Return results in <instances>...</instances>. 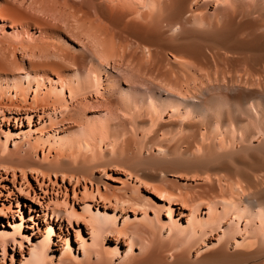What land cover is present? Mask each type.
Masks as SVG:
<instances>
[{"label": "bare ground", "instance_id": "bare-ground-1", "mask_svg": "<svg viewBox=\"0 0 264 264\" xmlns=\"http://www.w3.org/2000/svg\"><path fill=\"white\" fill-rule=\"evenodd\" d=\"M40 2H37L40 9L45 3H52ZM62 3L61 15L67 9V18L63 14L65 20L62 22L61 17V22L72 26L69 20L75 17L72 21L76 22L75 33L74 25L72 33L70 27H67L70 33L54 30L46 42L22 47L23 54L17 60L11 59L14 54L6 52L8 47L5 50L0 45V96L13 89L25 98L34 87L36 101H45L39 94L44 84L48 85L42 87L44 97L59 99L63 92L78 96L90 83L88 76H95L97 83L103 69L105 79L98 83L104 96L100 105L111 122L107 134L112 145H118L120 136L125 137L124 140L120 137L122 145L116 150V157L134 172V178L140 172L144 178L155 181L158 177L157 182L162 183L166 180L164 176L173 173L190 180L184 182V191L169 192V198L164 195L171 205L182 206L178 218L168 217L167 223H162V208L148 218L146 213L151 206L145 198L139 203L138 198L136 206L144 209L143 221L133 223L136 217L130 222L125 215L121 225L117 223L123 215L108 207L117 202L111 203L106 193H100L99 182L95 190L91 186L86 192L102 205L83 207V211L90 212L91 221L87 227L89 238L78 244L82 256L73 254L67 237L62 250L58 248L59 239L52 242L48 234L39 239L35 236L41 234L38 231L31 234L36 242L25 235L31 243L21 264H147L151 256L155 257L153 252L164 249L162 244L158 247L164 230L173 235L171 241L180 236L186 242L188 238L192 241L191 247L180 241L183 249L174 244L173 248L181 249L173 255L174 264H264V0H62ZM52 5H46L48 10H53ZM60 10L59 7L57 11ZM28 11L22 2L0 0V31L6 34L21 27L23 32H30L31 23L41 19L31 17L33 14ZM102 61L106 64L100 69ZM109 62L121 66L107 71ZM153 78L158 84L151 81ZM64 113L61 122L73 119L68 111ZM75 126H66L62 132L67 133ZM84 129L64 139L60 137L61 144L68 151L79 149L81 144L88 145ZM18 143L14 142L13 151H7V159L24 173L39 163L30 155L32 144H25L23 150ZM67 165L65 160L56 163L59 168ZM75 181L78 183L79 179ZM167 182L163 184L167 186ZM158 185L154 188H158V194L161 190L168 192L162 184ZM171 205L165 210L169 216ZM185 207L189 209L186 217ZM48 227L52 230L51 225ZM25 228L33 231L32 227ZM122 238L128 240V245L125 255L116 263L120 254L118 240ZM110 240L115 245L107 244ZM175 240L173 243L178 242ZM16 246L20 249L21 242L0 229L3 254ZM194 246L199 248L192 260L190 252L184 250ZM134 250H139L140 255H134ZM56 252H60L57 259Z\"/></svg>", "mask_w": 264, "mask_h": 264}, {"label": "rangeland", "instance_id": "rangeland-1", "mask_svg": "<svg viewBox=\"0 0 264 264\" xmlns=\"http://www.w3.org/2000/svg\"><path fill=\"white\" fill-rule=\"evenodd\" d=\"M38 1L40 2V0ZM112 1L115 2V0ZM15 2H22V4L27 7V11L29 10L28 13L30 14L31 12V14H33L31 15V17L35 16L36 18H39L38 20H41L38 21V23H31L30 32L29 30L23 32L21 30V27L20 29L17 28L15 31L11 33L7 32L6 34L0 31V42H2V44L0 43V45L1 47H4V49L8 47L6 48L7 50H5L6 52L9 51V54L11 53L10 55L14 54L13 58L11 57V59H20V56H22L23 54L21 51L22 47L33 46L34 44L40 45L46 42L47 39L51 37L52 31L54 30L61 29L67 30L69 32V30L71 29L70 31L72 33L74 28H76V22H72L73 20H75V17L70 16L72 17L71 22L68 19L69 23H71L70 25L75 26H73V30L71 28L72 26H68L67 24L62 23L65 20L63 18V14L66 15L64 17L67 18V9L65 10V13H62L61 15V12H64L62 11L64 10V8L61 6V4H63L62 0H49L50 3L52 2L50 5H52L53 3L55 5H52L53 10L51 8V10H48V7L50 5L45 3V7L47 8L46 11L43 10L45 7L42 5L44 4H40L43 7L40 9V6L35 0V4L32 0H15ZM32 3L35 6H33ZM28 5H30L32 9H28ZM54 7L58 8L57 10H59L60 7L61 10L58 12L56 9H54ZM61 17L63 18L62 22ZM36 18L34 19L37 21ZM41 22H44V25ZM56 25H58V28H56ZM67 27H70V29H68ZM75 30L77 31V29ZM75 30L73 31L74 33L76 32ZM101 64L102 66L99 67L100 69H102L103 65H105L106 63L102 61ZM115 64L119 65L115 66ZM115 64L114 62H109V67L107 71L113 69V66H121L118 62ZM99 68L98 70H100ZM102 70H100V74H102L98 76V82H103V80L105 79V77L103 76L104 72ZM94 77L95 76H88V82L90 81V83H88L87 88L84 87L82 91H79L80 93H78V96L77 94L69 96L67 92H63L61 96H58L60 97L59 99L49 95L44 97L45 90H42V87L44 86V89L47 88V84H44L42 87H40L39 90L40 96L42 98H45V101H36L34 96V87H32L31 92L25 98H22V96L19 94H15V90L13 89L6 90V92L0 96V148L2 149H0V229L6 230L8 234H13L16 241L21 242L20 249L17 246L14 247V250L8 248L6 250L5 255L0 249V264H21L22 258L28 256L27 253L28 249L30 248L29 243H31V241L36 242V239L33 238L31 234H35L38 231L41 234H35V236H37L39 239H42L46 234L50 235L52 242L57 243L59 239L61 242L59 243L60 245L58 248L60 249L61 247L62 250H65L63 242L67 237L68 245L72 249L73 254H78L81 257L82 250H78V244L82 241V239L87 240L89 238V231L87 227L89 225V222L91 221V219H89L91 218V216L89 217V215H91L90 212L83 211L85 210V208L83 207L87 204L91 206H95L94 204H98L100 206L102 205V203H98V198H95L93 196V198L87 196V193L91 190V186L92 190H95V186L99 182L100 183L97 186L100 193H106L111 199V203H113L114 201L117 202V204L113 203L114 205L110 204L108 205V207L114 208L116 210L118 209V213L123 215V218L118 221V225H121L125 215L128 216L130 222H132L131 220H133V218L135 217L136 220L133 223H140L143 221L142 217L144 214V209H141V206L139 205L136 206L138 202H141L142 198L148 200V204L151 206L148 209L149 211H147L146 213V216H148V218H152L154 212L162 208L160 210V220L162 221V223H167L168 217H172L173 219L178 218L177 214L180 211H183L181 205H171V203H169L170 201L165 198V196L168 197L167 193L169 192H173L175 194L177 191H179V189L184 191L185 186H183V184L184 182H186V179L190 180L189 177L184 175L176 176V174L172 175L173 173H170L164 176L166 180L160 183L157 182L158 177L155 181H152L147 178H144L143 175L138 172V174L135 173V176L137 177H135V179L134 172H132L128 168V166L123 163L124 161L116 157L115 152L122 145V140H124L125 137L122 138L123 136H120L122 140H120V137L118 138V145H112V139H110L107 134V125H109V123L111 122L108 121L106 114H104L105 111L103 110V108H101L100 105V103L104 99L101 88L102 86L99 87L100 83L94 82ZM156 80H154L153 78L151 81L155 84H158V80L157 82ZM94 86H97V88H95ZM81 92L83 93L81 94ZM55 98L57 99L56 102ZM52 99L53 102H51ZM59 100H62L63 102L60 101V103H57L59 102ZM67 106L70 110L67 108ZM63 107L67 109L68 114L70 113L73 116V119L64 120L63 122H61L63 113H67L66 109H63ZM65 113L64 115H66ZM70 125L76 126L72 130L67 131V133L62 132L64 130L63 128ZM83 129L86 133V136H88V145L81 144L79 149L77 147L74 150L68 151V149L61 144L60 137H63L62 139H64V137L71 136L78 130ZM98 140L99 142H97ZM14 142H19L18 144L22 146L23 150L26 148L27 143L32 144V146L34 147H31L30 155L33 156L34 160L36 159L35 162L39 163V165L33 166L32 168H30L31 170H24V173L20 172L21 170L19 168L12 166V164H10L11 162H8L7 156L9 150H14ZM2 146L6 149L4 148V150ZM86 146L89 147L85 148ZM80 148L82 149L80 150ZM108 148L110 149V151L112 149L113 152H110ZM101 151L102 153H100ZM5 153L7 155H5ZM80 153H82L85 158H81L83 156L80 155ZM62 154H64V156ZM99 154L101 155L99 156ZM97 159H100L99 162ZM41 160H43V162ZM60 160L67 161L68 165L63 168L56 167V163ZM90 160L94 161L92 162ZM123 164L126 166L125 168L127 170H125ZM84 165L86 166V168H84ZM81 168L82 172H80ZM91 169L92 171L87 172ZM83 171H86V173H84ZM75 178L79 179L78 183L75 181ZM89 180L91 181V183ZM167 180V186H165V184L163 183H165ZM169 180H171V182L173 183H169ZM158 184H162V188L166 187L165 190L167 189L168 192L165 193L164 190H161V192H159L158 194V188L154 190L155 185ZM169 186L171 189L169 188ZM175 186L176 188L178 186V188L175 189V191H172V188H174ZM84 187L87 189H84ZM160 194H162V196ZM91 195H94V193H92ZM131 195V201L136 199L132 201L134 203H131V201L127 200L126 198L127 196L130 197ZM94 198L96 201L94 200ZM125 198L127 201L125 200ZM138 198L140 199V201L138 200ZM128 201L129 203L127 204ZM169 204L171 205L170 208L172 209L170 211L171 216H169V214H167V212L165 211ZM185 208L187 209V207ZM188 211L189 209L184 210L185 217L189 214ZM203 211L206 210L204 209ZM140 218L141 220L138 221V219ZM181 219V222L185 224V219ZM19 224H21V228L18 227ZM50 225L52 226V230H50V228L48 227ZM25 226L32 227L33 231H30L29 229L25 228ZM168 232L169 230H164V235L160 236L161 240L160 242H158V247L162 244V248L165 249L167 246L168 248H166L165 250L162 249L163 253L160 250L161 248H155L158 250V253H156L157 251H155L154 249L155 252L153 253H155V257L151 256L153 257V259L151 260L150 257L148 259L150 263L147 264H152V262L155 264H174V256L178 254L179 250H181L179 248L183 247H181L182 242L180 241L184 240L182 239L184 236H180L177 238L174 236L176 240L173 239L171 241L172 238L170 239L171 235H168ZM25 235L30 236L31 241L27 242V237H25ZM56 235H60V238L55 237ZM174 240L175 242L178 241L179 243H173ZM118 241L120 254L119 258L115 261L116 263L119 262L120 259L125 255V245H128V240L126 241V238L124 240L123 238L119 239ZM189 241L190 240L188 238L187 242ZM87 242L89 243V241ZM106 242L109 245H115V243L113 244L111 240L110 242ZM187 242L185 246L191 247L192 241H190L191 243ZM174 244L177 247H179L178 244H180L179 248L176 247L178 250H176V248H173L175 247ZM197 247L194 246V249L192 247L193 250L191 248V250H186L187 248H185L184 250L190 252V259L192 260H194L195 258ZM138 251L139 250H134L133 254L140 255V252ZM188 252H186L185 254H187ZM156 254H158V257ZM59 256L60 252H56L55 258L57 259ZM155 258H157L158 260H156Z\"/></svg>", "mask_w": 264, "mask_h": 264}]
</instances>
